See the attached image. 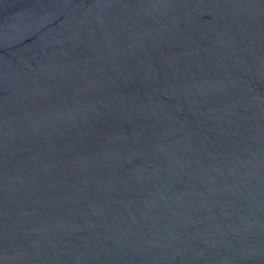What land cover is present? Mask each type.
Wrapping results in <instances>:
<instances>
[{"label": "water", "instance_id": "obj_1", "mask_svg": "<svg viewBox=\"0 0 264 264\" xmlns=\"http://www.w3.org/2000/svg\"><path fill=\"white\" fill-rule=\"evenodd\" d=\"M0 264H264V0H0Z\"/></svg>", "mask_w": 264, "mask_h": 264}]
</instances>
